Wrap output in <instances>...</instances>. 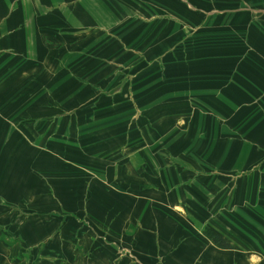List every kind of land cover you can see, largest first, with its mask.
<instances>
[{"label": "rangeland", "instance_id": "rangeland-1", "mask_svg": "<svg viewBox=\"0 0 264 264\" xmlns=\"http://www.w3.org/2000/svg\"><path fill=\"white\" fill-rule=\"evenodd\" d=\"M175 8L181 14L180 17L155 18L167 20V25L158 29L159 37L154 36L151 28L144 29L133 42L130 40L125 43L120 38L123 42V46L120 43V62L117 61V52L112 43L104 34L92 39L88 37V43L68 46L73 37L69 38L65 33L56 36L54 33L58 31L53 32V28L47 26L45 42L48 47L22 50L25 54L23 57L20 53H11L17 58L12 57L14 64L9 66L8 76H5L4 81V77L0 80V230L5 231L3 236L10 232V227L6 224L12 220L14 224L20 218L22 220L19 224L23 220L26 222L27 210H34L38 198L48 197L50 200L53 190H56L55 197L63 203L61 207L52 205L44 209L47 215L44 219L50 224L54 220L59 224L70 213V209L74 211L80 196L86 194H91L87 203L93 219L95 217L98 221H104L107 213H112V216L115 214L118 219L126 218L132 210L122 208L127 206L122 199L129 203L127 197L134 195L123 194L121 182L119 185L112 173L122 154L131 155L132 166H135L137 160L132 154L137 152L141 140V162L156 170L153 177H160L156 180L159 187L169 181L166 176H170V170L191 176L186 172L188 170L198 177L199 182H192L190 199L184 204L186 217L197 219L200 229L205 224L204 232L212 227L224 238L236 240V245L243 244L245 239L246 244L251 245L252 242L254 248L261 249L259 238L262 233L264 235V222L258 224L253 218L247 217L243 207L241 208L240 196L231 198L232 191H227L228 203L236 205L241 211L231 217L228 214L221 215V219H215L217 225L205 223L212 215L214 190L222 187V191H226L230 185V178L219 176L218 170L223 169L216 161L214 164L212 159L213 153L218 150L211 122L215 114L211 111H196L189 117L190 121L184 123L186 128L177 127L165 132L164 122L160 121L157 129H150V119L152 116L153 120L156 119L155 112L162 119L163 114L170 110L166 108L179 110L183 104H189L188 101L192 110L211 108L210 89L214 88L217 80L224 86L232 85L226 78L222 79L221 75L226 77L229 72L231 75L238 73V58H242L245 52L244 47L223 48L224 42H229L231 46V42L244 40L241 32L243 24L240 22H234L230 17H203L202 13L198 16L196 7L184 14L180 7ZM159 25L156 24V29ZM179 30V39L176 40L174 34ZM164 40L167 45L165 52ZM154 42L155 45H152ZM38 44L41 45V40ZM225 56H232L233 59L227 61ZM110 61L113 63H109ZM16 64L18 66L15 68ZM3 66L1 63L0 67ZM111 71L115 78L120 76L121 91L120 95L109 98L101 91L111 90ZM134 83L136 97L141 99L139 104L130 93ZM236 84L239 90L243 89V83ZM11 88L14 90V97L9 96ZM199 94H204L205 97L199 98ZM221 99L226 101L227 97L221 95ZM254 99L258 101L257 98ZM117 100L120 105H117ZM243 115L244 113L238 112L237 118ZM253 115L258 116L256 113ZM139 116L141 120L135 121ZM244 125V119L237 124V129L242 134L244 128L241 127ZM27 126L32 129L24 130ZM151 134L155 135V139L146 143V137ZM163 152L167 156L172 155L173 160L169 156L166 159L157 156ZM152 154L155 155L152 157ZM124 162L128 164L127 161ZM203 175L204 182L200 181ZM5 181L11 183V187L3 200L1 185ZM195 183H203V190ZM60 186H64L61 193ZM86 187L88 189L85 191ZM178 188H181L179 184ZM185 189L189 191L187 187ZM96 191H100L99 198L103 197L104 200L96 199ZM153 191L151 199L156 198L154 194L157 193L161 197L159 189ZM138 193L136 192V196ZM140 193L143 196L141 191ZM20 203L28 204L27 209H21ZM96 203L102 204L100 213L93 206ZM197 203H201L202 207L195 209L193 205ZM255 203L258 202L253 204ZM141 204L145 205L144 201ZM9 205L11 206L7 208ZM204 206L209 207L206 209ZM166 211L165 213L174 215V212ZM79 216L82 220L88 219L85 212L79 213ZM229 218L233 220L230 221ZM42 221L44 220L40 222ZM247 221L252 223L248 225L253 232L244 231L242 224L245 225ZM82 227L83 235L79 233L80 237L90 236V232L97 236L93 239L92 246L102 249L107 248V244H113L115 257H111L108 264H117L120 258V242L117 243V237L104 238L102 233L98 235L92 229L87 231L92 227ZM14 232L16 235L17 232ZM59 250L61 251L58 246L51 245L47 255H53ZM97 252L98 250H94L92 254ZM78 253L79 263L85 264V253ZM87 255L92 256L90 253ZM223 260L228 264V257Z\"/></svg>", "mask_w": 264, "mask_h": 264}, {"label": "crops", "instance_id": "crops-1", "mask_svg": "<svg viewBox=\"0 0 264 264\" xmlns=\"http://www.w3.org/2000/svg\"><path fill=\"white\" fill-rule=\"evenodd\" d=\"M157 1L160 0H0V52L9 49L12 50L11 53L17 52L23 57L25 54L22 50L48 47L49 45L45 42L47 26L53 28V32L58 31L54 33L56 36L65 33L69 35V38L73 37L69 40L68 46L85 44L90 39L104 34L112 43V47L117 52V61L120 62V43L123 46V42L120 40L122 38L120 23L125 22L128 18L148 23V20L151 21L157 17L170 18L174 16L166 7L157 4ZM164 1L170 2L171 0ZM180 1L186 4V10L182 14L186 11L191 12L196 7L198 16L202 13L203 17L212 15L230 17L232 21L243 24L241 32L244 34V40L231 42V46L229 42H224L223 48L244 47L245 52L242 58L241 56L238 58L240 66L238 73L231 75L229 72V76L226 77L221 75L222 79L226 78L227 82L232 85L225 84L224 86L217 80L214 88L210 89L212 91L211 108L192 110L190 101H188L189 104H183L179 110L173 111V108H166V110H170L163 114L162 119H159L158 117L161 115L155 112L156 119L153 120V116L150 119V129L152 131L157 129L160 121L164 122L165 132L172 131L177 127L186 128L184 123L190 121L189 117L192 113L196 111L213 112L215 115L211 122L215 134V146H218V150L213 153L212 159H214V164L216 161L218 166L223 169H217L219 176L230 178V185L226 191H222V187L214 190L211 204L212 215L205 223L217 225L215 219H221V215L228 214L231 217L241 211L236 205L232 206L231 202L228 203L229 194L227 191H232L231 198L240 196L241 208L243 207L246 216L260 224L264 222V0ZM203 28L205 29V27ZM144 29H151V27L146 26ZM128 32L130 31L126 33ZM140 35L141 33L138 38ZM83 37L86 39H81ZM88 37L90 39L86 41ZM39 40H41V45L38 44ZM225 57L228 59L227 61L233 59L232 56ZM109 63H113V61ZM109 75L115 84L111 85L109 92H101L110 98L120 95L121 90L120 76L115 78L113 71ZM237 82L239 85L243 83V89L239 90ZM134 86L130 89V93L139 104L141 99L136 97ZM221 95L227 97L226 101H222ZM198 97L205 96L199 94ZM254 98H257L258 101ZM117 105H120L118 100ZM238 112L244 113V115L237 118ZM253 113L258 116H254ZM139 119L140 116L137 120L135 118L133 120L138 121ZM242 119L245 124L241 127V129L244 128V134L237 129V124ZM151 135L146 137V143H151V140L155 139V135ZM141 146L140 140L137 152L132 154V157L137 160L135 166H132L134 164L131 162V155L122 154L112 173V177L116 178L119 185L121 182L120 186L123 188L121 192L127 196L134 195L133 197L126 196L130 200L129 203L124 198L122 199L127 203V206H122V208L132 210L126 215V218L118 219L115 214L112 216V213H107L106 220L102 218L104 221H98L97 218L93 219L92 215L85 213L88 219L83 218L84 220H82L78 216L75 222H71L66 229L61 228L59 231L56 229L58 224L55 223V220L52 227L50 224L47 225L48 222H46V227L43 223L38 222L36 236H31L33 235L30 231L33 229V226L30 225L33 224L32 222H21L18 228L19 239L12 240L8 250L5 247L4 254L1 255L0 250V256L5 258L0 264H80L78 252L85 253L83 256L85 264H108L111 257H115L113 244H107V248L102 249L92 246L93 239L97 236L95 237L90 232V236L80 237L79 233L83 235L84 228L82 226L92 227L87 231L92 229L98 235L102 233L104 238L117 237V243L120 242V258L117 264H226L223 260L225 257H228V264H264L263 233L259 238L261 241L260 250L254 248L255 245L252 242V246L246 244L245 239L243 244L236 245V240L227 238L232 245H235V248L230 250L217 248L204 234L203 226L205 224L200 229L201 226L197 225L200 224L197 219L186 217L184 213V209H186L184 204L186 200L190 199L189 192L192 191V182H199L198 177L193 176L188 170L186 172L191 176L183 173L180 175L177 171L170 170V176H166V179L169 177L170 182L166 181L162 187H159L156 180L160 177H153L156 170L141 162ZM153 155L155 154L151 156L153 157ZM157 156L166 159L167 153L163 152ZM168 156L173 160L172 155ZM124 161H127L128 164ZM136 167L137 169H135ZM178 176L179 179H177ZM204 178L203 175L200 181L204 182ZM178 184L181 188H178ZM195 184L203 190V183ZM185 187L188 188V192ZM63 188L64 186L59 187L60 193ZM84 189L86 191L88 187ZM154 189L161 191V197H158L157 193L154 194L156 198H150ZM219 191L222 192L217 194ZM136 192H139L137 196ZM90 195L80 196L81 199L76 201L73 208L75 212L80 210L79 208H89L87 201ZM99 195L100 191H96V199L104 200L103 197L99 198ZM47 201L60 207L63 203L60 201L54 204L50 200ZM142 201L145 205L141 204ZM255 201L258 203L253 204ZM151 202L152 204H150ZM200 204L197 203L193 206L198 209L202 207ZM93 206L97 207V213H100L102 204L97 205L96 203ZM204 207L207 209L209 206ZM70 210V212H74L72 209ZM166 210L174 212V215L165 213ZM229 220L233 219L229 218ZM248 224L252 223L247 221L245 225L242 224L245 227L244 231L253 232ZM210 228L219 234V231ZM79 241L86 243L80 244ZM51 242H57L61 251L47 255L45 251ZM34 249L35 252L31 253V250ZM83 250L93 257L88 256ZM94 250H98V252L93 255ZM15 257L19 259V263L13 261ZM28 258H32L34 261Z\"/></svg>", "mask_w": 264, "mask_h": 264}, {"label": "trees", "instance_id": "trees-1", "mask_svg": "<svg viewBox=\"0 0 264 264\" xmlns=\"http://www.w3.org/2000/svg\"><path fill=\"white\" fill-rule=\"evenodd\" d=\"M157 4L159 5H162L164 6V8L166 7L167 10H169L175 17H180L181 14L178 13V11L176 10L175 6L177 7H180L182 9V11L186 10V4H184L183 2H181L180 0H171L170 2L168 1H164V0H160V1H157ZM190 13V12H189ZM129 20L124 22L122 27L120 25V36L122 37V40L125 42V43H129L130 40L131 42L135 41L136 38H138V35L141 33V31L143 30V28H145L146 26H150L152 31H153V34L154 36H158V32H160V28L162 27H165L167 25V20H156V19H153V20H148V23H144V22H139V21H136L132 18H128ZM128 22V23H127ZM159 23L160 25L158 26V28L156 29V24ZM130 24H132L130 26ZM137 26V27H136ZM156 31H155V29ZM127 31H130L127 35ZM179 33H180V30L178 31L177 34H174V39H179ZM133 37V38H131ZM159 37V36H158ZM181 40V39H180ZM156 42H154L152 45H155ZM164 47H165V51H167V45L164 41L163 43ZM151 48V47H150ZM136 49V47H135ZM11 51L12 50H9V49H4L2 52H0V64L3 63L4 66L1 68L0 67V75H2L0 77V80L3 78V81L5 80V78L8 76L7 74L9 73V66L11 67L14 63L12 62V57L14 58H17L16 56H12L11 55ZM163 52V53H164ZM161 55V54H160ZM127 57V56H126ZM22 62V61H21ZM20 63V62H19ZM18 65L16 64L15 65V68L17 67ZM7 75V76H6ZM6 76V77H5ZM113 78V77H112ZM110 86L111 85H114L115 83L111 80L110 81ZM135 84V83H134ZM133 84V86H134ZM17 93V92H16ZM14 90L11 88L10 92H9V96H12L14 97ZM31 128L30 126H27V127H24L23 129L24 130H27ZM32 129V128H31ZM91 145V144H90ZM71 155V154H70ZM1 190L3 189V193L4 195H2V199L4 200V198H6V193L9 192L10 190V187H11V183H8V182H4V185H1ZM50 192V189L49 191ZM56 195V191L53 190V196L52 197H49L51 202H54L55 203H58L60 202L59 198L55 197ZM48 198V197H47ZM46 197H43V198H38L37 202L35 203V207H34V210L33 211H28L27 210V213L25 214L26 215V222H32L33 224H30L33 226V229L30 230L31 231V234L33 233V235L31 236H36V234L38 233L37 231V228H36V225L38 222H40L41 220H44V218H47V215L45 213L46 210H44L45 208H49L52 206V204H50L47 200ZM41 201V202H40ZM21 205V209H25L26 208V205L28 204H24V203H20ZM40 205V206H39ZM11 205L7 206L10 207ZM27 209V208H26ZM80 210H78L77 212H70L68 213L66 216L63 217V219L61 220L60 224L56 225V229L57 231H59L61 228H64L66 229V227L68 226V224H71V222H75V219L78 218L79 216V213L80 211L82 212H85L87 214H91V211L90 209H82V208H79ZM75 211V210H74ZM98 219V218H97ZM46 221L47 220H44L42 221L41 223L44 224V227H46ZM8 222H11V219H8ZM24 222V220H23ZM6 223V222H5ZM4 223V224H5ZM20 223V219L15 221V223L13 224V220L11 223L9 224H6V225H9L10 227V232L7 233L6 235L3 236V233H5V231L3 230H0V243H1V246H0V250L1 252H3L4 254V249L6 247V249L8 250V246L11 245L12 243V240L14 239H19V231H18V228H19V224ZM53 223L52 222L51 224L50 223H47L51 225V227L53 226ZM4 225L3 227L5 228ZM14 225V226H13ZM3 228V229H4ZM14 228V229H13ZM14 230L17 232L16 235H15V232ZM3 231V232H2ZM8 231V230H6ZM47 233V232H46ZM137 233V232H136ZM204 234L209 238V240L217 247V248H220V249H223V250H230V249H234L235 247L226 239L224 238L223 236H221L220 234L214 232L213 230L207 228L204 232ZM8 235V237H7ZM13 235V237H12ZM5 238V239H4ZM65 244H67V242H65ZM5 245V246H4ZM51 245H54V246H58V243L57 242H51L49 246ZM48 247H47V250H48ZM31 248V247H30ZM33 249V248H31ZM30 251V250H29ZM35 252V249L34 250H31V253H34ZM30 253V252H28ZM45 253H47V251H45ZM7 254V253H6ZM50 255V254H49ZM28 259H32V258H28ZM5 258L4 257H1L0 256V262L4 261ZM33 260V259H32ZM13 261L15 263H19V259L17 257H15L13 259ZM34 261V260H33Z\"/></svg>", "mask_w": 264, "mask_h": 264}]
</instances>
